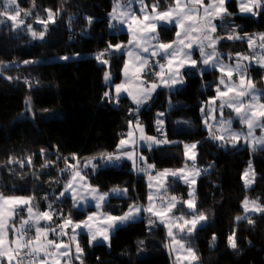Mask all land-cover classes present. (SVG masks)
Instances as JSON below:
<instances>
[{
  "label": "trees",
  "instance_id": "16d2710c",
  "mask_svg": "<svg viewBox=\"0 0 264 264\" xmlns=\"http://www.w3.org/2000/svg\"><path fill=\"white\" fill-rule=\"evenodd\" d=\"M114 1L17 0L20 16L30 12L46 17L51 10L54 20L37 31L44 33L43 38L23 32L8 18L0 24V69L13 71L10 76L0 72V195H29L34 208L40 214L52 213L56 222L65 217L81 220L87 213L75 209L70 198L61 195L74 168L83 160L118 151L119 140L135 120L147 135H159L156 111L166 109L165 89L139 108L127 96L113 105L112 98L105 95L106 66L97 56L105 53L112 82H119L125 55L109 45L128 37L127 32L112 28L109 12ZM171 3L160 0L155 4L163 8ZM227 5L233 21L231 32L238 33L235 38L239 39L221 41L220 50L226 58H234L237 52L249 50L244 34L264 32V11L260 8L258 16L252 17L239 14L235 0ZM2 6L0 0V12ZM216 75L210 70L202 75L191 69L183 71L182 85L170 92L176 102L165 115L167 143L149 148L148 161L154 164V173L179 168L187 162L183 144L195 142L194 164L200 173L194 209L185 203L189 199L186 183L174 178L169 190L178 197L177 210L187 216L202 212L207 217L192 232L182 234L198 257L196 264H264V213L246 214L252 224L236 219L243 217L241 202L247 195L264 207V147L224 145L202 128L200 107L214 95ZM179 117L190 118L194 128L177 124ZM251 159L254 181L245 187L242 171ZM130 165L125 160L119 167L88 168L91 183L100 190L112 186L127 190L111 196L105 204L112 214L123 213L131 203H147L146 174L132 171ZM233 234L236 248L229 244ZM166 239L165 226L148 224L147 217L118 227L109 245L90 244L87 234L80 233V260L72 253L70 264H173ZM12 255L13 264L28 256L27 251Z\"/></svg>",
  "mask_w": 264,
  "mask_h": 264
},
{
  "label": "rangeland",
  "instance_id": "374dc122",
  "mask_svg": "<svg viewBox=\"0 0 264 264\" xmlns=\"http://www.w3.org/2000/svg\"><path fill=\"white\" fill-rule=\"evenodd\" d=\"M228 1L230 0H224L223 5L217 7V5H219V0H204V5H212L214 9L212 24L216 26V30L215 32H211V29L206 27L204 20L201 19L204 15V8L196 4L193 0V3L189 6L198 10V14L193 15L191 20L185 21L186 24H192L193 27L190 30L189 37L178 45L181 51L177 52L176 56L172 58L170 62L168 58L161 59L163 51L159 49V44L156 40L145 41L141 38L148 37L152 34L150 27L151 18L156 13L167 12L170 7H175V0H172V3L166 7H157L155 12H153L152 6L157 5L155 3L160 2V0H152L151 4H148L145 0H142V3L141 0L114 1L111 11L109 12L112 28L115 31L127 32L128 37L126 40L115 44L122 46L121 49H116V51H120L125 55L119 82H112V74L109 69L108 59L103 57L98 60L100 64H105L102 62L103 60L107 61L103 75L105 83L108 84L107 93L112 98L113 105H116L119 98L122 96H127L139 108L148 104L160 89L167 90L165 92L167 95L166 109L157 110L155 115V123L159 130V135H147L144 126L139 123L138 120H135L129 124L127 135L119 140V150L109 153L113 156L121 155V159L108 163L102 159L101 156L97 155L98 157L95 156L94 158L83 160L80 167L74 168V172L66 184L67 186L71 182L72 190L65 193L63 196L70 198L71 204L75 209L87 211L85 217L81 220H73L71 217H65L61 219L60 222H56L53 220L52 213H49L51 219L46 220L34 208L31 196L3 194L2 196L7 198L16 197L31 199L27 204L13 200H0V253H3V255H0V264H9L5 260L7 256L10 260L12 255H7V253H12L14 251L17 253L27 251L28 254V256L23 258L22 262L17 261L18 264H70L73 261L72 253L75 257L79 256L80 260V253L77 251L80 233L87 234L90 244L103 243L109 245L110 237L118 227L145 217H147L148 224L161 223L165 226L167 236L165 248L172 256L173 264H196V260H193L187 253V249L191 248V246L182 239V234L188 232L187 229L192 227L191 223L185 225L184 220L191 221L193 217L199 213L187 216L183 210H177V208H179L177 205L178 197L173 193V195H171L169 190L171 184L174 183V178L186 183L189 187L188 195L192 193V196L189 195L187 201L191 199L194 204V191L200 168L194 164L196 147H189L186 149L185 145L191 146L193 144L196 145V143L186 142L183 144L187 162L181 167L164 169L154 173L152 172L154 164L152 165L148 161L147 151L152 146L164 145L167 142L154 143L148 138L152 137L159 141H167L164 127L166 121L165 115L166 111L176 102V100L171 97L172 95L170 92L182 85L184 81L183 71L191 69L195 71V73L202 75L204 72L210 70L216 71L217 75L215 79H213L215 82L213 85L214 95L208 97L200 107V123L202 128L206 129L213 138L221 141L224 145H240L242 147H248L249 149L264 147V145L257 143L260 138H264V127L254 126L251 129L250 135L248 124L242 121L244 111L242 110L240 114H237L234 108L228 107L227 103H224L226 101L235 102L237 100H243L245 109L251 106L256 113V115L253 116L254 125H264V118L259 116L260 112H264V107H261V105H264V32L244 34L242 38L245 39L248 44L247 47H249V50L246 52H237L234 58H230V56L226 58L220 50L221 41L234 40L236 39L235 36L238 35V33L233 34L231 32L233 29V21L228 10ZM235 1L239 14L252 17H257L259 9L261 6H264V0ZM181 3H187V0H181ZM13 7H16V5ZM225 9L227 14L224 13ZM249 9L251 10L249 11ZM178 10L183 11L184 9ZM8 14L15 15V12H13L12 8H9ZM22 15L24 16H17L15 21L10 19L9 21L13 26L21 28L20 30L23 32H29L32 36L33 32L37 33V31L43 30L45 25L50 23L49 21L54 20V17L50 20L49 16L46 15L45 17L43 13H39L38 16L32 14L28 16L25 14ZM2 16L0 21H4L8 18V16ZM26 19L32 22L28 23L25 21ZM157 19H159V17H157ZM20 20H23L24 23L19 24ZM29 25L31 26V30H29ZM202 30L211 32L213 39L221 37L214 45L219 56L212 57L208 64L203 63L205 56L201 55L200 47H204L205 53H211L213 47H209V40L204 39ZM177 31L183 32L184 28L177 27L174 24H167L166 28H161L158 24L155 34L159 36L160 43L168 44L177 40ZM228 36H232L233 38L228 39ZM189 44H191V47H188ZM144 48L148 50L144 51ZM154 51L160 54L153 55L152 53ZM129 53H131V55H129ZM185 53H187V55H185ZM193 60L197 62L196 66L192 65ZM144 61H147V63L145 64ZM161 65H164V67L161 68ZM0 72L9 76L13 73L12 70L8 72L7 70L3 71L1 69ZM106 72L110 77L108 80L105 79ZM171 74H176L174 80H169L168 77ZM257 76L258 78L260 77V81L259 79L258 81L255 80ZM181 80L182 83L178 82ZM221 81H223V83H221ZM250 83L254 85V91L250 89ZM153 84L157 85L155 89H152ZM118 85L123 86L119 94H117ZM146 90H150L147 93L150 98L138 104L136 101L143 99ZM241 91L247 94L241 97L238 95ZM221 93H226V95H221ZM253 95L256 97L255 100H252ZM222 103H224V106L221 109L220 106ZM160 113H163V115H158ZM158 121H163V124H158ZM175 122L180 125L184 124L188 126V129L194 128L193 121L190 118L179 117L175 119ZM231 133L239 134V138L233 140L230 135ZM219 137H223V139ZM121 141H125V144L121 145ZM123 153H130L132 159H128ZM141 157H143L142 160ZM98 160H100V165L97 166ZM125 160L130 162L132 171L146 174L148 185L147 203L144 206L131 203L123 213L115 215L106 211L104 206L111 196H120L126 193L122 191L125 188L122 186H112L108 190H100L91 183L87 175L91 173V169L88 168H92L93 171H95L99 167H119ZM133 161H135V164ZM165 170H168V172L166 173ZM77 173H79V175H77ZM171 173H176V175H172ZM245 173H247V176H245ZM246 180L251 181V183L246 185ZM242 181L245 187H250L253 184L254 171L252 159L242 171ZM65 187L63 193L65 192ZM93 189L98 190V192L94 193ZM113 189H119L121 191L113 192ZM105 193L108 195L100 202L101 206L97 208V200L93 199V196H99ZM150 195L152 197L151 200H149ZM246 199L249 202L247 213L244 211V202ZM170 202L174 203L175 207H171L169 211ZM252 202H255V205H259L248 195L243 198L241 202L243 216L250 212H259L255 211V205ZM132 205L141 209L140 212L135 213V219H130L120 224L118 227L105 231L109 223L107 216H123L129 211V207ZM149 207L152 208V211L144 210ZM29 208L32 209L31 212H29ZM89 216H92L91 220H88ZM180 217L184 219L181 220L179 219ZM69 219L72 221L71 224L66 223ZM25 220L29 223L24 225V231L21 232V225ZM82 221H86L91 226V232L86 228L75 227L76 224ZM203 222L197 223L196 227ZM177 225L183 226L184 231H180V227ZM37 227L42 229L39 239L36 238ZM170 230L173 233L172 236L169 235ZM92 233L96 234V241H92ZM102 233L109 236L107 241L103 240ZM173 237L180 241L184 247L181 248L179 244L173 243ZM27 240H31L32 244L28 248H25L24 244ZM48 241H54L55 244H59L60 247L56 248L54 245L49 246ZM65 245L67 246L66 248Z\"/></svg>",
  "mask_w": 264,
  "mask_h": 264
},
{
  "label": "snow or ice",
  "instance_id": "6c2138e0",
  "mask_svg": "<svg viewBox=\"0 0 264 264\" xmlns=\"http://www.w3.org/2000/svg\"><path fill=\"white\" fill-rule=\"evenodd\" d=\"M194 2L204 8V15H203V17H201V19L204 20V23H205L206 27L211 29V32H215L216 26L212 24V18L214 17L213 6L212 5H204V0H194ZM2 3H3V11L0 12V15L8 16V19L15 21L16 17L20 15V10H19L18 6L17 7H13V6L17 5V0H2ZM141 3H142V0H141ZM191 3H193V0H187V3H184V4L181 3V0H175V7H170L167 12L156 13L151 18L150 27H151V33L152 34H150L148 37H142L141 39H144L145 41L156 40L157 43L159 44V49H161L163 51V54L161 55V59L168 58L169 62H170L171 59L176 56L177 52L181 51V49L178 47V45L180 43H183L184 40L189 37L190 30L192 29L193 25L192 24H186L185 21L186 20H191L193 15H197L198 14V10L193 9L192 7L189 6ZM223 3H224V0H219V5H217V7L222 6ZM158 6H159L158 4L152 6L153 12H155V10H156V8ZM9 8H12L13 12H15V15H9L8 14V9ZM178 9H184V10L180 11ZM250 10L251 9H249V11ZM261 10L264 11V6H261ZM48 11H49V19L51 20L53 18V14H52L51 10H48ZM114 11H115V9H114ZM224 13L227 14L226 9L224 10ZM30 14H31L30 12H26L25 13V15H30ZM157 17H159V19H157ZM89 22H91V18H89ZM0 23H4V21H0ZM23 23H24L23 20L19 21V24H23ZM158 24H159V26L161 28H166L167 24H174L177 27L184 28V31L183 32H180V31L176 32V37H177L176 41H173L172 43H168V44L160 43L159 36L157 34H155ZM28 27H29V30H31V26L29 25ZM202 32H203L204 39L209 40V47H213V51L211 53H205L204 47H202V46L200 47L201 55L205 56V59L203 60V63L204 64H208L209 60L212 57H218L219 56V53L216 52L214 45L217 43V41L219 39H221V37H216L215 39H213L212 36H211V32H207V31H203V30H202ZM37 35H39L40 38H43L44 33L41 32V33L37 34V33L33 32V36L34 37L37 36ZM227 38L228 39H232L233 37L232 36H228ZM236 38L239 39V37H236ZM109 47L110 48H115V49H118V50L122 48L121 45H114V46L113 45H109ZM188 47H191V44H189ZM147 50H148L147 48H144V51H147ZM152 54L153 55H157V54H160V53L154 51ZM104 55H105V53H100L97 56V59L100 60ZM129 55H131V53H129ZM185 55H187V53H185ZM237 55H239V54H237ZM62 59H69V57H62ZM102 62L107 64L106 60H103ZM25 63H30V61H25ZM144 63L146 64L147 61H144ZM196 63L197 62L195 60L192 61V65L193 66H196ZM163 67H164V65H161V68H163ZM175 75L176 74L169 75V77H168L169 80H174ZM105 79L106 80L110 79L109 74L107 72L105 73ZM178 82L182 83V80L178 81ZM221 83H223V81H221ZM122 87H123L122 85H118L117 86V94H119L120 89ZM155 87H157V85L153 84L152 85V89H155ZM249 87H250V89L252 91H254V85H251V83H250ZM149 91L150 90H146L145 94L143 96V99L142 100H137L136 102L139 104V103H142L143 101L149 99L150 96L147 94ZM246 94L247 93H245L244 91H241V92L238 93V95L241 96V97L246 95ZM105 95L107 96L108 93H105ZM221 95H226V93H221ZM255 99H256V97L253 95L252 96V100H255ZM224 103H227L228 107L234 108L235 111L237 112V114H240L242 110L244 111V115L242 116V121L248 124V127L250 129V132H249L250 135H251V129L254 126L264 127V125H259V124L254 125L253 116L256 115V113H255L254 109L251 106L248 107L247 109H245V104H244L243 100H237L235 102L226 101ZM224 103L221 104V106H220L221 109L223 108ZM261 107H264V105H261ZM158 115L162 116L163 113H160ZM259 116L261 118H264V112H260ZM158 124H163V121H158ZM230 135H231L233 140H236V139L239 138V134H237V133H231ZM219 138L223 139V137H219ZM148 139L152 140L154 143H166L167 142L166 140L159 141V140H156L155 138H152V137H149ZM257 143L261 144V145H264V138H260L257 141ZM124 144H125V141H121V145H124ZM189 147L195 148L196 145L195 144H193L191 146L185 145L186 149H188ZM123 155L126 156L128 159H132V156H131L130 153H123ZM101 158L104 159L106 162L110 163V162H112L114 160L121 159V155L113 156L112 154H101ZM142 159H143V157H141V160ZM133 163L135 164V161H133ZM149 167H151V166H149ZM179 171H183V170H179ZM165 172L167 173L168 170H165ZM171 174L172 175H176V173H171ZM77 175H79V173H77ZM245 176H247V173H245ZM250 183H251V181L246 180V185L250 184ZM70 190H72L71 182L69 183V185H67L65 187V192L61 193V195L62 196L65 195V193L69 192ZM112 191L113 192H120L121 190L113 189ZM122 191L126 192L127 190L124 189ZM93 192L94 193L98 192V190L93 189ZM107 195L108 194L105 193V194H100L99 196H96V195L93 196V199L97 200V203H96V207L97 208H99L101 206L100 202L103 201ZM189 195L192 196V193H190ZM30 199L31 198H28V199L16 198V197L7 198V197H3L2 195H0V200H5V201L13 200V201H17V202H22L24 204H27ZM151 199H152V197L150 195L149 196V200H151ZM173 200H174V198H173ZM185 203H187V206L190 209L194 208V204H193V201L191 199L189 201H186ZM248 203L249 202L246 199L245 202H244V211L246 213L248 212ZM252 203L255 205V202H252ZM171 207H175V204L172 203V202H170L169 211L171 210ZM144 210L145 211H152V208L149 207V208L144 209ZM31 211H32V209L29 208V212H31ZM140 211H141L140 208L136 207L135 205H132V206L129 207V211L126 212L123 216H120V217H115V216H110V215L107 216V220L109 221V223L107 224V227H106L105 231L113 229L115 227H118L120 224H122V223H124V222H126V221H128L130 219H135V213H138ZM255 211H259V212L264 213V207H261L259 205H255ZM40 215H42L43 218L46 219V220H50L51 219V216L47 212L42 213ZM91 219H92V216H89L88 220H91ZM179 219L183 220L184 218L180 217ZM206 219H207V217L201 212L198 215L194 216L191 221L184 220V224L187 225V224L191 223L192 227L187 229V231L190 233V232H192L195 229L197 223L203 222ZM236 219L238 221L242 220V219H247L249 224L253 223V221L250 218H248L247 216L236 217ZM28 223L29 222L27 220L22 222L21 232L24 231V225H26ZM66 223L71 224L72 221L69 219V220L66 221ZM177 226L180 227V231H184L183 226H179V225H177ZM75 227L76 228H86V229L89 230V232H91V226L86 221H82L79 224H76ZM41 231H42L41 228H39V227L36 228V233H37V237L36 238L37 239H39V235H40ZM169 235L170 236L173 235L171 230L169 231ZM102 236H103V240H105V241H107L109 239V236L107 234H103L102 233ZM91 239H92V241H96L97 240V236H96L95 233H92ZM213 240H215V236H213ZM173 243L179 244L181 248L184 247V245L182 243H180V241L176 240L175 237H173ZM31 244H32V241L31 240H27V241H25L24 247L28 248ZM229 244H230V246L232 248H236L237 247L236 242H235V234H233L232 236L229 237ZM48 245L49 246H53L54 245L56 248L60 247V245L59 244H55L54 241H48ZM66 247L67 246L65 245V248ZM77 251L78 252L80 251L78 245H77ZM187 253H188V255L191 256V258L193 260L198 259V257L196 256V254H195L193 249L188 248L187 249ZM0 255H3V253H0ZM76 258L79 259V256H77Z\"/></svg>",
  "mask_w": 264,
  "mask_h": 264
},
{
  "label": "crops",
  "instance_id": "0c3cea01",
  "mask_svg": "<svg viewBox=\"0 0 264 264\" xmlns=\"http://www.w3.org/2000/svg\"><path fill=\"white\" fill-rule=\"evenodd\" d=\"M7 255H12V253L10 252V253H7ZM7 262H9L10 264H13V261H14V257H13V255H12V257L10 258V260H9V258H8V256H7Z\"/></svg>",
  "mask_w": 264,
  "mask_h": 264
}]
</instances>
